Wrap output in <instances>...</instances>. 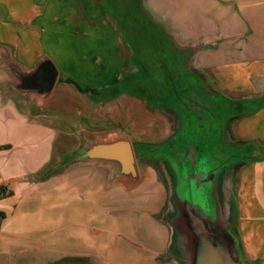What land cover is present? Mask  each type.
Returning <instances> with one entry per match:
<instances>
[{"label": "crops", "instance_id": "obj_1", "mask_svg": "<svg viewBox=\"0 0 264 264\" xmlns=\"http://www.w3.org/2000/svg\"><path fill=\"white\" fill-rule=\"evenodd\" d=\"M253 1L260 4L250 14L262 32L261 56L231 42L209 53L228 59L193 68L198 46L187 63L243 105L229 125L230 137L250 151L234 178L235 224L242 256L264 264V0ZM42 57L58 70L44 100L15 90L9 69H30ZM132 57L105 0H0V264H173L170 232L154 217L163 206L159 188L129 191L102 162L63 165L78 144L119 129L109 119L111 101L136 97L97 99L62 80L109 88ZM146 172L151 181L153 171Z\"/></svg>", "mask_w": 264, "mask_h": 264}, {"label": "rangeland", "instance_id": "obj_2", "mask_svg": "<svg viewBox=\"0 0 264 264\" xmlns=\"http://www.w3.org/2000/svg\"><path fill=\"white\" fill-rule=\"evenodd\" d=\"M250 3L249 0H141L144 10L157 22L159 30H151L153 37L147 39L145 45L133 43L131 50L135 51V54L131 58V68L123 72L122 79L125 80L120 83L126 92L138 94L142 98L136 96L133 99L125 98L120 105L116 101L110 102L109 119L119 129L102 140L126 137L135 145L159 142L167 137L173 126V118L163 112L151 110L143 98L148 99L152 104L151 108L161 110L167 106V98L175 88L181 91L199 81L197 78H191L192 75L198 74L194 75L186 68L194 47L202 46V50L191 64L193 68L211 66L225 58L228 59L225 55L211 56L209 53L216 48L227 49L231 42L245 46L250 57L261 56L262 32L256 19L258 17L250 14L251 10L255 12L260 8V4H256L255 1ZM125 38L131 43L127 36ZM177 44H187L188 47L181 50L175 46ZM209 86L212 87L211 84ZM84 143L78 144L71 156ZM73 161L67 158L63 165ZM136 165L138 180L133 185L124 181L125 188L130 191L149 183L153 184L152 188L154 186L159 188L163 206L154 217L165 224L170 232L168 215L171 211L170 190L173 185L171 177L173 171L165 162L150 165L140 160ZM240 166L224 170L225 177L228 178L226 189L231 188L233 194L234 178ZM111 167L115 169L114 166ZM148 168L153 171L151 181L146 179ZM174 182L175 192L181 199L184 194L178 186L176 175ZM167 257L172 261L170 251Z\"/></svg>", "mask_w": 264, "mask_h": 264}, {"label": "flooded vegetation", "instance_id": "obj_3", "mask_svg": "<svg viewBox=\"0 0 264 264\" xmlns=\"http://www.w3.org/2000/svg\"><path fill=\"white\" fill-rule=\"evenodd\" d=\"M186 68L197 73L188 63ZM197 74L191 77L199 79L195 84L173 90L164 109L151 108L144 100L151 110L173 118L167 137L159 142L131 143L136 164L140 160L150 165L165 162L171 168L184 194L181 202L195 214L211 207L218 173L237 165L243 167L250 157L247 144L229 135L230 122L244 114L243 105L230 101Z\"/></svg>", "mask_w": 264, "mask_h": 264}, {"label": "water", "instance_id": "obj_4", "mask_svg": "<svg viewBox=\"0 0 264 264\" xmlns=\"http://www.w3.org/2000/svg\"><path fill=\"white\" fill-rule=\"evenodd\" d=\"M9 69L15 79L12 84L15 90L43 100L50 96L58 79V70L48 57H42L30 69L17 65H10ZM69 159L112 165L116 177L130 185L138 180L132 144L126 137L84 143ZM224 170L214 181L211 208L199 214L181 202L175 192V174L171 173L168 248L175 264H250L241 253L235 197L231 188L226 189L228 178Z\"/></svg>", "mask_w": 264, "mask_h": 264}, {"label": "trees", "instance_id": "obj_5", "mask_svg": "<svg viewBox=\"0 0 264 264\" xmlns=\"http://www.w3.org/2000/svg\"><path fill=\"white\" fill-rule=\"evenodd\" d=\"M105 1L108 5L110 14L118 21L125 36H127L128 40L131 42V46H133V43H142L145 45L147 39H151L153 37L151 30H159L157 22L154 21L144 10L141 0ZM124 80L125 79H122L121 81ZM62 81L73 85L80 93H87L97 99L113 100L122 94L142 98V96H139L138 94L126 92L125 88L122 87V83H120L121 81L112 87L104 89H97L92 86H83L71 78H65ZM143 100H145L149 106L152 105L147 98H143Z\"/></svg>", "mask_w": 264, "mask_h": 264}]
</instances>
